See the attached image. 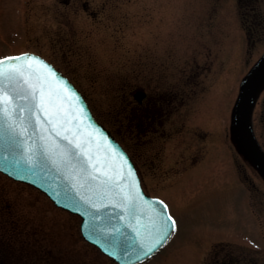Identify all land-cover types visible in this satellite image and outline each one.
Listing matches in <instances>:
<instances>
[{"label": "rangeland", "instance_id": "1", "mask_svg": "<svg viewBox=\"0 0 264 264\" xmlns=\"http://www.w3.org/2000/svg\"><path fill=\"white\" fill-rule=\"evenodd\" d=\"M240 10L237 0H0V59L33 52L68 76L132 154L145 189L175 217L174 237L147 264H264V184L233 130L241 86L264 47L252 58L233 21ZM161 38L160 62L149 51ZM181 80L194 83V99L183 125H164L174 137L158 160L147 151L144 106L134 95L158 89L170 97ZM191 140L209 160L182 177ZM79 225L45 194L0 172V262L117 264L82 238Z\"/></svg>", "mask_w": 264, "mask_h": 264}, {"label": "water", "instance_id": "2", "mask_svg": "<svg viewBox=\"0 0 264 264\" xmlns=\"http://www.w3.org/2000/svg\"><path fill=\"white\" fill-rule=\"evenodd\" d=\"M25 54L35 56L45 62L62 81L66 82L57 84L54 77L49 78L53 93L52 104L59 110L66 122L65 127L69 129L65 134L77 142L90 141L85 148L92 154L94 160L98 159L100 164L104 165L102 170L108 171L109 175L116 176V183L109 181L108 184H102L101 181L107 178L98 172L96 175L99 179L92 182V188L85 186L73 189L72 185L77 181L71 178V170L67 164L62 163L63 157L60 154L67 149H71L75 154L79 149L69 144L68 141L49 134L42 125H37L35 122L27 127L23 135H17L16 140L22 146L16 149V153L17 155L23 154L24 150L29 147L41 156L51 153V159L46 162V167L39 170L36 175L17 170L10 162L11 153L6 147L7 134L5 133L0 136V171L17 181L36 187L45 193L56 206L80 216L84 239L117 263L143 264L147 262L169 242L176 226L174 230L169 229L167 237L152 252L147 255L141 253L139 258H137V252H132L131 255L125 257L122 253L111 254L106 241L93 232L92 217H96L97 225L120 226L130 239L137 237L138 233L137 238L148 245L160 235V229L165 225V217L171 216L168 207L165 211L163 206L166 205L165 202L162 205L159 203L161 199L153 198L145 192L133 160L111 132L94 118L83 95L74 84L45 59L32 53ZM36 67L42 72H47V69H43L42 66L37 65ZM263 81L264 55L242 85L235 111V124L241 145L264 174V153L255 139L250 120L253 99ZM71 93H75V96ZM137 95L140 99L144 96L143 92ZM5 157H8V160H5ZM70 159L71 164L79 168L84 157L73 156ZM129 166L133 175L121 180L118 173L126 174ZM77 191L80 195L89 198L91 203L99 208V211L90 207L88 203L81 202ZM167 223L170 224V222ZM124 225L128 227L124 228Z\"/></svg>", "mask_w": 264, "mask_h": 264}, {"label": "snow or ice", "instance_id": "3", "mask_svg": "<svg viewBox=\"0 0 264 264\" xmlns=\"http://www.w3.org/2000/svg\"><path fill=\"white\" fill-rule=\"evenodd\" d=\"M37 65L47 69V72L40 71L36 67ZM50 77H54L57 84L66 83L45 62L35 56L24 54L0 59V136L7 134L6 147L11 153V164L19 171L36 175L39 170L46 167V162L51 159V153L41 156L36 154L31 147L26 148L23 154L17 155L16 153V149L22 146L16 140L17 135H23L27 131V127L35 122L37 125H42L49 134H54L79 149L75 154L71 149L60 154L63 157L62 163L67 164L71 170V178L77 181L72 185L73 189L85 186L92 188V182L99 179L96 175L98 172L107 178L101 181L102 184H108L109 181L116 183V176L109 175L108 171L102 170L104 165H101L98 159L94 160L92 154L85 148V145L90 141L77 142L65 134L69 129L65 127L66 122L59 110L52 104L53 93ZM71 94L75 96V93ZM73 156L84 157L79 168L71 164L70 158ZM5 160H8V157H5ZM118 174L121 180L133 175L130 166L126 174L123 172ZM133 183H135L134 180ZM77 196L81 202L88 203L90 207L99 211V208H96L89 198L80 195L79 191H77ZM159 203L163 205V201H159ZM163 206L166 211L167 205ZM92 220L93 232L106 241L108 248L111 249V254L122 253L127 257L132 252H137V258L141 253L147 255L152 252L167 237L169 229L174 230L176 224L171 216L165 217V225L161 227L160 235L151 244L145 245L137 238L138 233L137 237L130 239L120 226L97 225L95 216L92 217ZM123 227L127 228L128 226L124 225Z\"/></svg>", "mask_w": 264, "mask_h": 264}, {"label": "flooded vegetation", "instance_id": "4", "mask_svg": "<svg viewBox=\"0 0 264 264\" xmlns=\"http://www.w3.org/2000/svg\"><path fill=\"white\" fill-rule=\"evenodd\" d=\"M237 2L241 10L237 15L235 14V18H233V21L235 22V25L239 26L241 31L244 33L248 46L250 47L253 46L252 48L256 52L257 48L264 47V0H237ZM230 18H231V15H230ZM157 37L160 38L159 34ZM156 42H157L156 44L159 45V49L157 50L151 49L149 51V56L154 59H158L161 62L164 53L166 54L165 49H164V52L162 51L166 43H164L165 42L164 38L158 39L156 40ZM257 53H258V50L252 56V58H255ZM263 54H264V51H262L258 55V60L262 57ZM181 72H180L181 74H186L187 77H188L187 73L195 74L193 72L192 73L184 72V71H181ZM193 87H194L193 82L191 81L183 82L181 80L179 82V87H177L175 91H173V94H171L170 92V97H165L164 92L156 93L158 89L154 94H152L151 92H149L148 89H146V91L143 93L144 96L141 99L138 96H137L138 99L136 98L138 100V105L144 106L143 116L141 120L144 123V136L147 137V151L149 150L152 153H154L153 156L156 157L158 160L159 159L162 160V158L160 157H162L161 154H162L163 148H165L167 145V141L174 137L173 135L171 137L167 136L166 134L167 132H165L164 125L168 124L172 126L173 124H176L177 122H180L182 125L184 124V120L187 119V114H188L187 112L184 111V109L188 108L191 100L194 99L193 98V94H194ZM184 91L186 92L184 93ZM165 103L168 104L169 108L168 109L166 108V110H163V107L161 106L165 105ZM190 115L192 116L191 113ZM229 115L230 114H228L227 111L224 112V116L228 117ZM191 116L189 119L192 118ZM204 117H206V113L204 114ZM212 120H214V118L211 120L210 118H207L202 121L210 122ZM250 120H251V127L253 130L254 136L260 148L264 152V81L261 83L253 99V103H252L251 110H250ZM198 121L199 120L196 121L193 119L190 122L197 123ZM110 130L113 133V135L119 140V142L123 144L122 141L117 136V134H115V132L112 129ZM233 130H236V129L234 128ZM234 133L237 137L236 131ZM178 140H179V143L183 142V138H180ZM191 141H192L190 144L191 147L194 146L195 143H197V140H191ZM207 142L208 141H205V143ZM214 143L215 142H213V144ZM238 143L240 145V151H241L240 154L243 157L244 161L249 162L254 172L260 177V180L264 184V174L260 171V169L255 165V163L249 157L247 151L241 145L239 140H238ZM157 145H160V147L156 151ZM123 146L125 147L124 144ZM179 146L180 145L177 144L176 148L177 149L180 148ZM193 149L194 151L191 152L192 154L189 155V157L187 156L180 157L182 164H183L182 171L184 173L182 177L185 176V174L189 170L192 171L197 167H202L201 165H204V163L208 162L209 160L206 157H203L201 154H199L200 152L199 148H193ZM204 159H206V161L202 163L201 161H204ZM153 164H154V161L151 160L150 158L148 165L146 166V169L148 171H151ZM243 180L244 179H242V181ZM5 263H6L5 261L0 262V264H5ZM228 264H239V263L238 261L234 262L233 260H231V262L230 263L228 262Z\"/></svg>", "mask_w": 264, "mask_h": 264}]
</instances>
